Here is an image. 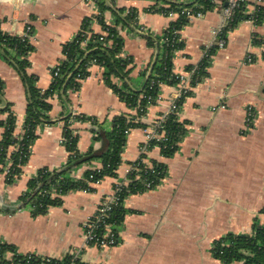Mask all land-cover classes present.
Instances as JSON below:
<instances>
[{
  "label": "crops",
  "instance_id": "1",
  "mask_svg": "<svg viewBox=\"0 0 264 264\" xmlns=\"http://www.w3.org/2000/svg\"><path fill=\"white\" fill-rule=\"evenodd\" d=\"M255 2L264 7V0L251 1ZM108 4L104 21L117 27L123 37L122 56L133 59L130 88L142 90L145 73L149 74L157 56L145 35L162 36L179 16L151 12L153 7L165 6L159 0H109ZM119 9L125 10L123 16L130 9L138 13L130 28L118 22ZM99 14L98 3L88 0H0V29L19 36L27 25L32 26L33 51L27 58V73L35 77L38 88L46 90L53 82L54 67L63 59L64 45L76 37L86 19L91 18L94 33L108 36L96 19ZM222 22L216 2L214 10L182 26L179 33L184 47L174 54V73L185 75L190 66L200 63L212 32ZM9 54L10 58L0 47V122L8 118L4 109L9 105L20 134L29 90L15 64L16 55ZM249 54L253 63H247ZM105 73V68L93 64L80 89L68 92L69 104L57 96L50 100L51 121L37 128L29 159L12 182L4 173L7 163L0 164V238L19 253L42 257L62 259L82 250L79 257L88 264H226L212 253L215 241L229 233H251L255 223L264 225V19L257 25L239 22L228 33L226 46L212 54L206 77L192 87L182 103L179 118L186 133L178 151L171 157H165L158 147L148 151L149 164H165V177L154 189L125 199L126 213L118 227L120 242L113 248L88 246L84 225L112 194L114 185L127 179L130 165L139 159L146 141L144 128L132 129L127 136L117 177H106L94 192L72 190L61 196V203L40 215H34L33 207L22 200L41 168L61 169L67 164L70 152L63 144L62 119L70 111L96 118L104 132L112 129L117 116L133 113L106 82ZM112 82L119 88L124 86L119 77L112 76ZM175 89L167 84L160 87V101L148 108L142 120L147 127L167 111ZM249 106L256 109V119L244 133ZM71 127L78 136L81 154L105 148L106 142L96 138L92 123L73 121ZM3 130L0 128V140ZM100 166V160L81 164L71 176L81 179L89 169Z\"/></svg>",
  "mask_w": 264,
  "mask_h": 264
},
{
  "label": "trees",
  "instance_id": "2",
  "mask_svg": "<svg viewBox=\"0 0 264 264\" xmlns=\"http://www.w3.org/2000/svg\"><path fill=\"white\" fill-rule=\"evenodd\" d=\"M111 1V0H110ZM163 1L165 6L153 7L151 12H160L165 16L171 13H178L179 19L172 23L162 34V36L145 35L148 45L157 50V56L150 65L149 74L145 73L146 81L142 90H134L129 85V75L132 70L130 64L132 57H123L124 39L120 35L117 27L106 25L103 12L109 9V0H97L100 6L101 14L96 16L103 23L105 30H108V36L105 41H100L99 34L91 29V18L86 19L81 31L76 37L64 45L63 54L66 56L62 60L60 76L53 78L51 86L46 89H40L35 85V77L27 73L30 66L28 55L33 51V46L29 41H24L17 35H10L0 29V47L10 58L9 52L14 53L16 66L22 75L24 82L29 90V99L26 108V118L24 123V134L16 133L17 118L10 110L9 105L4 109L8 112V118L0 122V128H3L2 138L0 140V164L5 165L10 159L13 162L11 173L8 176V182H12L22 173L23 166L27 163L30 154V147L37 137V128L51 121L49 112L52 110L51 99L57 96L66 105L69 104L68 92L78 91L81 86V80L89 75V68L92 61L105 68L106 82L113 88L118 96L125 101L131 109L137 108L140 114V108L155 104L154 98L159 95L162 85L176 86L180 81V76L173 72V57L175 52L183 49L184 42L181 40L180 30L182 26L188 23V18L182 14L184 9H192L193 12L203 14L214 10L215 0H196L194 3H183L180 0H159ZM225 6V3L223 4ZM245 6L237 10V13L226 29V36L230 31L237 27L239 22L248 18L245 15ZM124 9L117 11L118 22L123 26L131 27L137 21L138 13L135 9H130L128 15H121ZM260 24L264 19V7L257 11ZM93 34L89 44L83 46L87 38V32ZM111 45H106L108 42ZM213 49L210 54H213ZM210 59L205 58L199 66L198 72L192 78V86L201 82L207 75V68ZM194 66H190L191 71ZM112 76L121 78L124 81L123 88H119L112 82ZM80 78V79H79ZM3 90V82L0 79V93ZM190 92L187 96H189ZM152 96L149 102L148 97ZM185 100L182 99L181 103ZM135 115L125 114L117 116L113 121L112 129L104 132L99 126L98 120L94 117H88L84 114H74L70 111L63 119V144L70 152V157L66 165L61 169H51L49 167L41 168L35 178L30 181L29 190L23 196V203L29 204L34 209V215L45 214L51 206L61 203V196L72 190H81L94 192L95 186L92 184L106 177H117V170L122 162L121 154L126 143V131L138 127L146 128L142 122H134ZM73 121L90 122L94 127L96 138L106 142L102 151L96 152L90 150L86 154H81L77 148L78 136L75 134ZM166 133V140L152 141L150 149L156 144H160L165 157H171L178 149L186 133L185 124L178 120L177 115H169L163 124ZM12 146L19 147L10 150ZM147 155H142L141 159L133 162L131 165L137 167L129 175L130 182L120 187L119 200L111 209L108 222L119 225L124 221L126 209L124 207L125 199L132 195L142 193L158 186L166 174V166L163 163L152 161L151 167L143 162ZM100 160L101 170L89 169L83 178L74 179L71 174L75 167ZM140 175V178L137 176ZM150 183V187L147 183ZM116 187V186H115ZM57 195L55 196L54 194ZM118 231V229H117ZM82 253V252H81ZM214 256L226 264L242 261L244 264H264V225L255 223L252 232L248 234L229 233L221 239L215 241L212 249ZM0 264H88L80 257L74 259L70 254L62 259L52 258L49 261L39 255H32L31 258L25 257V254L19 253L17 248L0 238Z\"/></svg>",
  "mask_w": 264,
  "mask_h": 264
},
{
  "label": "built area",
  "instance_id": "3",
  "mask_svg": "<svg viewBox=\"0 0 264 264\" xmlns=\"http://www.w3.org/2000/svg\"><path fill=\"white\" fill-rule=\"evenodd\" d=\"M94 3H97V0H88ZM217 2V6L221 7V11L223 14V22L222 24L212 32L213 38L212 40L206 45L204 49V54L202 56V60L205 58H211L212 54L211 51L214 49L215 51H218L219 49H223L226 46V40L227 36L225 34L226 29L230 24L232 23L237 10L242 8V6H245V15L248 16L246 19L250 23L257 25L259 21V17L257 15V11L260 7L259 3H251L252 0H215ZM225 3V6L223 4ZM182 14H185L188 20H192L194 18H202L204 16L201 12H193L192 9H184ZM174 15H180L178 13H171L168 15L169 17H173ZM81 31V30H80ZM108 34V30H106ZM93 32L88 31L87 32V38L83 42V46H86L89 44V40L92 36ZM33 35V29L31 25H27L25 27V30L19 35L20 38H22L24 41H29L30 38ZM107 35H100L99 40L105 41V38ZM124 57V56H123ZM66 56H63L62 60H65ZM62 60L54 67L53 69V78L60 76L61 73V65ZM254 57L249 54L247 56V63H253ZM200 63L195 65L194 68L191 71H188L185 75H179L180 81L176 85V89L174 93L172 94V97L169 99V106L165 113L161 114L155 121L151 124L150 127L144 128L147 131L146 141L140 148V157L138 160L141 159L142 155H147L148 151L150 150V144L152 141H161L166 140V133L163 129V124L166 122V119L169 115H177L178 120L180 121L179 115L181 112V106H182V99L188 97L187 95L192 92V78L196 75L198 72ZM96 64V61L93 60L92 63ZM152 96L148 97L149 102L152 100ZM161 97L158 95L156 98H154V101L158 103L160 101ZM151 105H147V107L140 108V114L137 113V108L132 109L133 115H135L134 122L142 121L145 118V115L147 113L148 108ZM256 119V109L253 106H249L246 111V121L243 126V132L247 133L251 130V128L254 125ZM24 127L22 133L24 134ZM132 129L127 130L125 133L128 136ZM154 147H158L160 150L163 149V147L160 144H156ZM19 147L12 146L10 149L15 150ZM137 160V161H138ZM148 159H144L143 162L146 163L151 167V164L148 163ZM135 161V162H137ZM13 166V162L9 159L7 161V165L4 169V173L6 176H9L11 173V168ZM101 167H96L93 169H96L97 171L101 170ZM137 167L130 165V169L128 172V177L124 181H118L114 185V189L111 195H109L107 198H105L96 208V211L94 212L93 216L88 220V222L84 225V238L86 241V244L88 246H95L98 248H113L116 247L119 242V232L117 231L118 227L110 222H108V218L110 217V211L114 205L117 204L119 200V191L120 187L123 185H127L130 182L129 175L131 171L136 170ZM17 177V176H15ZM137 178H140V175L137 176ZM102 180H98L95 183H93V186H96L97 184L101 183ZM150 183H147V186L150 187ZM116 186V187H115ZM87 192V191H86ZM82 250H77L74 252V259H77L80 256ZM34 254H25V257L31 258ZM47 261L52 259V257H44Z\"/></svg>",
  "mask_w": 264,
  "mask_h": 264
}]
</instances>
